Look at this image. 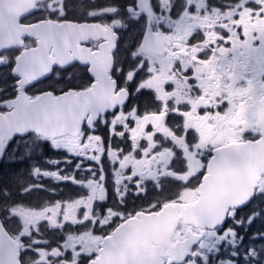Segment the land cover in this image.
Here are the masks:
<instances>
[{
    "label": "snow or ice",
    "instance_id": "snow-or-ice-1",
    "mask_svg": "<svg viewBox=\"0 0 264 264\" xmlns=\"http://www.w3.org/2000/svg\"><path fill=\"white\" fill-rule=\"evenodd\" d=\"M0 264H264V0H0Z\"/></svg>",
    "mask_w": 264,
    "mask_h": 264
}]
</instances>
